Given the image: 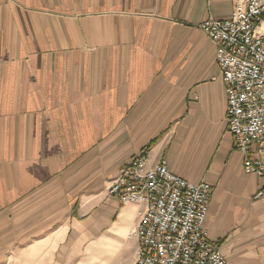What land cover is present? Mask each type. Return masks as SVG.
I'll return each mask as SVG.
<instances>
[{"label": "crops", "instance_id": "obj_1", "mask_svg": "<svg viewBox=\"0 0 264 264\" xmlns=\"http://www.w3.org/2000/svg\"><path fill=\"white\" fill-rule=\"evenodd\" d=\"M236 1L0 0V253L133 264L145 204L109 188L146 151L211 185L206 226L228 262L264 264V179L243 168L198 27Z\"/></svg>", "mask_w": 264, "mask_h": 264}, {"label": "built area", "instance_id": "obj_2", "mask_svg": "<svg viewBox=\"0 0 264 264\" xmlns=\"http://www.w3.org/2000/svg\"><path fill=\"white\" fill-rule=\"evenodd\" d=\"M263 18L264 0H237L228 18L209 16L198 27L215 46L243 168L264 179ZM109 191L122 204H145L133 231L139 240L133 264H244L228 262L209 236V183L189 181L165 160L150 167L145 151L125 165ZM255 197H264V186Z\"/></svg>", "mask_w": 264, "mask_h": 264}, {"label": "rangeland", "instance_id": "obj_3", "mask_svg": "<svg viewBox=\"0 0 264 264\" xmlns=\"http://www.w3.org/2000/svg\"><path fill=\"white\" fill-rule=\"evenodd\" d=\"M4 231H7V229ZM3 233V232H1ZM20 234V233H19ZM6 238H1L2 244L7 241V236ZM25 243L24 237L18 238V244L23 245ZM10 261V262H9ZM0 264H25V255L24 253H18V254H9V252H1L0 253Z\"/></svg>", "mask_w": 264, "mask_h": 264}]
</instances>
